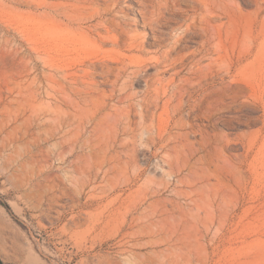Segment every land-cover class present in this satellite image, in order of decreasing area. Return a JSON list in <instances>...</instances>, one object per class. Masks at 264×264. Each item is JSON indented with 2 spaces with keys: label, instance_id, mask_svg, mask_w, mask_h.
<instances>
[{
  "label": "rangeland",
  "instance_id": "rangeland-1",
  "mask_svg": "<svg viewBox=\"0 0 264 264\" xmlns=\"http://www.w3.org/2000/svg\"><path fill=\"white\" fill-rule=\"evenodd\" d=\"M163 2L0 0V264H264V22L262 55L244 62L260 84L192 89L175 113L152 97L142 119L153 66L115 84L105 72L135 54L117 23L150 57L153 35L192 14L170 0L172 21L144 27L138 10Z\"/></svg>",
  "mask_w": 264,
  "mask_h": 264
},
{
  "label": "bare ground",
  "instance_id": "bare-ground-1",
  "mask_svg": "<svg viewBox=\"0 0 264 264\" xmlns=\"http://www.w3.org/2000/svg\"><path fill=\"white\" fill-rule=\"evenodd\" d=\"M96 2V0H84ZM104 2L105 11L117 5V0H101ZM189 7L184 10L188 17L177 27L171 28L170 33L161 37L153 35L159 51L150 57L143 56L145 45L137 40L138 36L127 28L125 23H117L119 40L117 46L127 52L135 54L124 55V59L115 68L107 67L106 78L112 75V84L117 83L128 72L136 74L141 68L150 64L155 73L147 77L145 81V93L138 102L140 115L149 110L147 102L149 98H155L157 102L165 98V105L176 102L173 107L175 113L187 101L193 98L192 89L199 93L204 100L212 91L218 90L222 96L236 98L240 90L250 91L253 84H260V67L256 79L249 71V66L244 64L249 58L262 55L264 2L262 0H248L254 6L251 13H236L228 0H181ZM184 4V5H185ZM173 8L170 0H164L151 8L143 6L139 9L143 26L152 29L163 27L164 22L171 19L164 17L165 10ZM174 23V22H172ZM256 33L255 35L253 33ZM195 38V39H192ZM161 40V41H160ZM242 48L235 54V44ZM196 47L190 48L187 44ZM260 59L258 60L259 63ZM186 68L187 75L180 76L181 72L174 70L167 80L164 76L170 69L176 67ZM225 78H228L226 81ZM220 87H217V85ZM216 87V89H214ZM170 91V93H169ZM108 95L105 94V97ZM130 95L121 96L117 103H123ZM116 106V105H115ZM167 107L165 106L164 109ZM109 117L112 114H107ZM109 123V122H108ZM112 127L118 126L117 121L109 123ZM108 124V126H110ZM111 127V126H110ZM129 129V128H128ZM222 219V218H221Z\"/></svg>",
  "mask_w": 264,
  "mask_h": 264
}]
</instances>
